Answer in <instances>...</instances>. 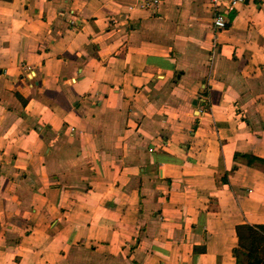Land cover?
<instances>
[{
  "label": "crops",
  "instance_id": "0c3cea01",
  "mask_svg": "<svg viewBox=\"0 0 264 264\" xmlns=\"http://www.w3.org/2000/svg\"><path fill=\"white\" fill-rule=\"evenodd\" d=\"M146 1L0 0V264H235L264 225V6Z\"/></svg>",
  "mask_w": 264,
  "mask_h": 264
},
{
  "label": "trees",
  "instance_id": "16d2710c",
  "mask_svg": "<svg viewBox=\"0 0 264 264\" xmlns=\"http://www.w3.org/2000/svg\"><path fill=\"white\" fill-rule=\"evenodd\" d=\"M235 161L264 171V160L252 155H234ZM222 182L227 184V179ZM238 247L233 251L235 264H264V225H240L236 228Z\"/></svg>",
  "mask_w": 264,
  "mask_h": 264
},
{
  "label": "built area",
  "instance_id": "2783aa9c",
  "mask_svg": "<svg viewBox=\"0 0 264 264\" xmlns=\"http://www.w3.org/2000/svg\"><path fill=\"white\" fill-rule=\"evenodd\" d=\"M162 0H147L145 2L146 7L156 8ZM213 13V28L219 31H223L228 26L227 16L237 10V7L243 4L245 1L250 3H257L260 6H264V0H208Z\"/></svg>",
  "mask_w": 264,
  "mask_h": 264
}]
</instances>
